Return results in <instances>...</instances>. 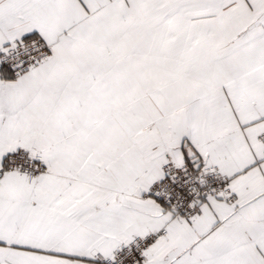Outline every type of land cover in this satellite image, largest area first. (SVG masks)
<instances>
[{"label": "snow or ice", "instance_id": "obj_1", "mask_svg": "<svg viewBox=\"0 0 264 264\" xmlns=\"http://www.w3.org/2000/svg\"><path fill=\"white\" fill-rule=\"evenodd\" d=\"M0 264H264V0H0Z\"/></svg>", "mask_w": 264, "mask_h": 264}]
</instances>
